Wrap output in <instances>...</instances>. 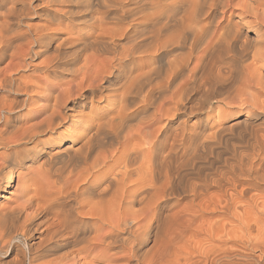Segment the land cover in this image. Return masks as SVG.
Returning <instances> with one entry per match:
<instances>
[{
	"label": "bare ground",
	"instance_id": "1",
	"mask_svg": "<svg viewBox=\"0 0 264 264\" xmlns=\"http://www.w3.org/2000/svg\"><path fill=\"white\" fill-rule=\"evenodd\" d=\"M3 1L11 4L8 14L16 15L21 0ZM59 1L77 10L57 4L47 15L75 22L76 35L55 37L46 25L38 27L23 56L50 54L39 65L21 63L43 73L28 79L33 90L58 92L50 111L43 116L45 109L37 110L41 119L24 127L8 117L20 105L0 98V184L5 178L10 187L20 167L39 163L43 169L21 182L15 204H0V254L19 247L14 241L19 232L25 238L34 234L39 218L46 221L47 235L34 245L39 254L26 242L2 264H33L52 252L61 253L53 264H77L74 256H80L79 264H203L205 259L199 263L183 254L186 247L180 249L185 236L178 237L185 230L193 235L224 231L232 216L247 240L253 228L263 233L264 122L256 127L249 122L264 121V0ZM5 20L0 60L22 36L10 35L13 28H3L9 24ZM57 73L72 78L51 82ZM11 77L2 80L3 88L11 86ZM19 85L30 92L27 84ZM104 92H113L105 97L107 111L71 120L70 141L60 145L57 128L68 120L66 111L76 109L81 98L93 102ZM213 102L228 107L219 112L228 119L203 116ZM233 129L248 133H239L240 146L229 147L232 157L224 152L222 164H214L210 155L231 141L226 132ZM243 202L255 215L251 219V209L244 210L250 213L247 220L237 212L245 208ZM208 214L219 216L209 220ZM189 236L186 242L192 241Z\"/></svg>",
	"mask_w": 264,
	"mask_h": 264
},
{
	"label": "rangeland",
	"instance_id": "2",
	"mask_svg": "<svg viewBox=\"0 0 264 264\" xmlns=\"http://www.w3.org/2000/svg\"><path fill=\"white\" fill-rule=\"evenodd\" d=\"M23 0H21L20 2L19 1H16V4H15V8H14V11H16V15H15V13H14V15H13V13L11 14V16H10V14H8V7L9 6H11V4H6V3H4V1L2 0H0V24H2L3 23V21L5 20V21H9L8 23L9 24H6V26H5V24H3L4 26H3V28H6L7 26H9L10 25V29H12V32H10V33H12V34H10V35H13V34H16V33H22V34H18V35H22L21 36V38L19 39V40H17L15 43H14V45L16 46V48H15V50L13 51V50H11V51H9L8 53H7V55L3 58V59H1L0 60V80H1V82L0 83H2V80L4 81V79L7 77V75H8V77L10 76V75H12V76H14V79H13V77H11V79L9 80V82H10V84H11V86H9L8 87V89H6V88H3L4 87V83H2V84H4V85H2V84H0V86L2 85V87H0V98H2L3 100L4 99H8V100H10V101H13L16 105H20V107L18 108V110H16V111H14V112H12V113H10L9 115H8V117H10V119L11 120H13V121H15L16 123H18V124H20V125H22V126H24V124H25V126L24 127H30V125L32 126L33 124H35L39 119H41V117H40V115H43V114H39L38 112H37V110H39V109H45V113H44V115L43 116H45V115H47L48 114V110H49V108H50V105H52V104H54V102H55V97L54 96H56L57 95V93L58 92H55V91H53V90H49V89H46V88H43V89H38V90H40V91H38L37 89H32L31 88V81L30 80H33L34 78H37V77H43L42 75H43V73H42V71L41 70H37V71H35V72H33L32 71V67H24V66H22L21 65V63L22 64H25V65H28V63L29 62H31V64H35V65H39L38 63H41L43 60H45L46 58H47V56H49V54L50 53H45V54H43V55H41L39 58H33V59H30L29 57H25V56H23L26 52H27V48H28V45H29V42H32L33 41V34H34V30H36L38 27H42V26H45L46 25V27H48L49 28V31H50V33H53L54 34V36L56 37H59L60 36V34H63V35H65V36H67V37H70L71 35H73V36H75L76 35V27H75V25H76V23L75 22H71L70 20H68V19H62V20H60V21H58V20H52V18L50 17V16H48L47 15V13L49 12V11H47L48 9H51V8H55V7H57V4H61L60 3V1L59 0H54V1H52L51 3H52V5L50 4H47V3H45V4H41V2H42V0H31V1H24V2H22ZM47 1H51V0H47ZM63 1H67V0H63ZM19 2V3H18ZM29 2V3H28ZM45 5V6H44ZM17 6V7H16ZM46 7V8H45ZM62 9H64V10H69V11H73V12H75L76 10H77V6H72V8L71 9H68V8H65V7H63L62 6V4H61V6H60ZM45 8V9H44ZM229 14V13H228ZM9 15V16H8ZM8 16V17H7ZM10 18V19H9ZM4 19V20H3ZM9 19V20H8ZM12 27V28H11ZM53 28V29H52ZM62 28V29H61ZM0 29H2V27L0 26ZM14 30V31H13ZM32 30V31H31ZM34 31V32H33ZM31 32H33V33H31ZM24 33V34H23ZM29 33H31V34H29ZM56 33V34H55ZM75 33V34H74ZM255 33L254 32H252L251 33V35H254ZM24 35H25V37H24ZM24 38V39H23ZM26 38H28V39H26ZM21 39H23L22 41H21ZM30 39V41L29 42H26V41H28ZM32 39V40H31ZM18 43V44H17ZM53 51V50H52ZM15 52V53H14ZM52 53V52H51ZM11 54V55H10ZM29 58V59H28ZM264 59V56H262V60ZM21 61V62H20ZM262 63H264V60L262 61ZM2 73V74H1ZM33 73V74H32ZM64 74V73H63ZM63 74H53V76L50 78V81L51 82H59V81H67V80H70L72 77L71 76H69V75H67V73L66 74H64L65 75V79L63 78ZM32 75H33V77H32ZM36 77H35V76ZM24 76V77H23ZM28 77V78H27ZM24 78V79H23ZM31 78V79H30ZM14 81H13V80ZM22 79H23V81H22ZM28 79H30V80H28ZM12 81V82H11ZM23 82V83H22ZM25 82V83H24ZM27 82V83H26ZM28 82H30V83H28ZM15 83H17L16 85H19V84H22V85H28V86H30V88H29V90H30V92H26V91H23V90H21L22 89V87H21V85H19L20 87H17L16 85H15ZM19 83V84H18ZM15 85V86H14ZM13 88V89H12ZM14 88L16 89L17 88V91L16 90H14ZM18 88H20V89H18ZM32 89V90H31ZM19 90V91H18ZM21 91V92H20ZM52 91V92H51ZM17 92V93H16ZM38 94H37V93ZM27 93V94H26ZM56 93V94H55ZM107 92H104L102 95H101V98H99L98 96L95 98V100H93V102H91L90 100H85L84 101V99L83 98H81L79 101H78V106H77V108L76 109H71V110H67L66 111V116L68 117V120H65L63 123H60L59 124V126H58V128H57V131H59V135L60 136H62L63 138H61L62 139V142H61V144L60 145H63V144H66V142L69 140V138L70 137H68V133H70V132H72L73 130L71 129V127H70V125L72 124V122H71V120L74 122V121H76L78 118H83L84 120H87V119H89V118H91V117H93L94 115H95V113H96V111H98L99 110V112H104V111H107L106 109L108 108L104 103H105V97H106V95L107 96H109V95H112L113 94V92H108L107 94H106ZM8 94V95H7ZM105 94V95H104ZM2 99H0V101L2 100ZM12 99V100H11ZM48 101H47V100ZM22 102V103H21ZM24 104H25V106H24ZM27 104V105H26ZM82 105H84V106H82ZM44 106V107H43ZM210 107H214L213 109L211 108V110H208L207 112H206V114H204L203 116H207V114H208V119L209 120H212V121H219V120H222V121H225V119H228V117L229 116H223L222 115V113H219V112H224V111H226L227 109H228V107H226L224 104H218L217 102H213L211 105H210ZM215 109V110H214ZM20 110V111H19ZM50 111V110H49ZM214 111V112H213ZM217 112V113H216ZM38 113V114H37ZM217 114V115H216ZM219 114H221V116L219 115ZM39 115V116H38ZM223 116V117H222ZM223 118V119H222ZM17 119V120H16ZM21 119V120H20ZM69 119H70V121H69ZM26 121V122H25ZM251 122H249V124L250 125H252V127H254V125H255V127H256V125H259V122L261 123V122H264L263 120H258V122H257V120L256 121H254V120H250ZM253 122V123H252ZM227 123V122H226ZM232 123V122H231ZM258 123V124H257ZM254 124V125H253ZM27 125V126H26ZM29 125V126H28ZM69 126V127H68ZM242 129H245V128H242ZM242 129H240L241 131L239 132V129H236V131H235V129H233L234 131H232V130H227V138H228V140H231V141H223V143H218L219 145H218V149H217V153L215 152L214 154H212V155H210V158H211V161L212 162H214V164H215V162H217L216 164L218 165V163H219V165H221L222 164V162H223V159L224 158H222V157H225L226 158V156L225 155H227V158H229V156H231L232 157V154L234 153V149H230L229 147L231 146V145H233V146H231V148H233L234 146L236 147V146H238L239 145V140L241 141L242 140V134L244 135L245 133L247 134L248 133V130L246 129V130H243L242 131ZM56 131V132H57ZM246 131V132H245ZM234 132V133H233ZM242 132V134L239 136V133H241ZM245 132V133H244ZM58 133V132H57ZM56 133V134H57ZM229 133V134H228ZM230 133H231V135H230ZM55 133L53 134V135H56ZM75 134V133H74ZM233 134V135H232ZM235 134H237V135H235ZM245 134V135H246ZM228 135H230V136H228ZM48 136V135H47ZM47 136H45V137H47ZM236 136V138H238V139H235L234 137ZM44 137V138H45ZM55 137V136H54ZM233 137V138H232ZM241 138V139H240ZM60 139V138H59ZM234 141V143H233V141ZM237 140V141H236ZM70 141V140H69ZM236 141V142H235ZM230 142V143H229ZM227 143V144H226ZM232 143V144H231ZM238 144V145H235V144ZM224 144V145H223ZM230 144V145H229ZM242 144V141L240 142V145ZM226 145H228V146H226ZM239 145V146H240ZM227 148H226V147ZM222 148H223V151H222ZM229 149V151H227V150ZM221 150V152H219ZM232 151V152H231ZM222 152H223V154H222ZM224 152H225V155H224ZM228 152V153H227ZM230 152V153H229ZM232 153V154H231ZM221 154V155H220ZM229 154H231V155H229ZM224 155V156H223ZM214 156L215 157H217V156H219V158H214ZM222 158V160H220ZM218 161H217V160ZM1 161H2V159H1ZM1 161H0V163H1ZM39 168V169H38ZM112 168L110 167V168H106L105 170H107V171H109V170H111ZM34 170H37V171H34ZM41 170H43V169H40V164L39 163H35V164H33L30 168H22V167H20L19 168V170H18V172L16 173V175H15V178H14V181L12 182V185L10 186V187H6V185H5V178H2V181H1V184H0V204H1V206H2V203H3V205L5 206V205H8L9 203L10 204H15V202L18 200V198H20L19 197V195L17 194V188L19 187V185H21L22 183L21 182H23V180L24 181H26V180H29V181H27V182H30V181H32L33 180V178L34 177H36L38 174H39V172L41 171ZM35 172V173H34ZM42 172V171H41ZM17 174H18V176H17ZM23 178V179H22ZM25 178V179H24ZM22 180V181H21ZM14 192V193H13ZM214 192V191H213ZM263 193V197H264V191L262 192H260L259 193V197L261 196V194ZM18 195V196H17ZM182 195H184V196H182ZM181 195V197H182V199L180 200V203H182V204H184L187 200H186V198H184L185 197V194H182ZM261 196V197H262ZM7 197H9V198H7ZM17 197V198H16ZM180 197V198H181ZM14 199H16V200H14ZM260 199H261V201L263 202L264 201V199L263 198H259V204L261 203V204H263L261 201H260ZM263 199V200H262ZM244 200V202L246 203V198H244L243 199ZM14 201V202H13ZM242 203L243 205H245V203ZM8 203V204H7ZM264 205V204H263ZM248 205H245V208L243 209H241V207L240 208H237V212H239L238 214L239 215H241L240 213H241V211H242V214H243V216L245 217H242V218H244V220H247L248 218L249 219H251L252 217H254L255 215H253L254 213H253V211H252V209H251V213L252 214H250L249 212V207L248 208H246ZM261 207H264V206H262V205H260V208ZM249 209V210H248ZM33 210V208L31 209V211ZM240 210V211H239ZM244 210H248L249 212V214L250 215H248V213L247 212H245ZM30 211V210H29ZM210 215V216H209ZM214 216V214H208L207 216H209V217H207V219L209 218V220H211L212 219V216ZM219 216L218 214H215V216ZM248 215V217H247V219H246V216ZM252 215V216H251ZM214 216V217H215ZM213 217V218H214ZM216 219H220V217L218 218H215L214 220H216ZM233 219V220H232ZM43 220H44V222H46L45 221V219H43V218H39L35 223H36V225H38L39 223H41L39 226H38V229L41 231H39L38 229H37V226H36V230L34 229V234L32 233V235L31 236H29V237H26L25 238V236L24 235H22V232H19L16 236L17 237H15V239H14V241H15V243L19 246V247H15L14 249H12V247L13 246H10V248H9V251L8 252H5V253H1L0 254V264H2L3 263V261L5 262L6 261V263H10L11 262V260H13V258L15 257L14 255H17V253H18V251H19V248L21 249V248H26L27 247V243H30V244H32V246L35 248L34 249V252H35V254H39L38 253V251H37V248L35 247V246H37V241H38V237H42V238H44L46 235H47V232H46V230H47V226H45V225H47V224H45L44 222H43ZM213 220V219H212ZM229 220V221H228ZM231 220V221H230ZM39 221H41V222H39ZM226 222V227H230V228H227V230H226V228L224 229V231H222L221 229H219L218 231H216L217 233H215V232H208V233H205V234H197V235H193L192 234V231H190L191 232V234H190V232H189V230L187 231V230H185L184 232H185V234H184V232H183V235H181L180 236V238L178 237V240L179 239H181V237H183V236H185V237H187V238H183L181 241H182V243H181V241L179 242V246H181L180 247V249L181 250H183V247L182 246H184V251H182L183 252V254L184 255H189V253H190V255L193 257V260H196V261H199V263H200V261H202L203 259H205V260H203V262L204 263H206V264H264V232L262 233V232H258V231H256L257 230V228L258 227H256V230L254 231V228L253 229H251V230H253V231H251L250 230V239L249 240H247L245 237H244V231L241 229H239L238 227L240 226L239 225V223H235V222H232V221H237V218L235 219V217H233L232 218V216H231V218H230V216L225 220ZM238 222V221H237ZM38 223V224H37ZM42 223H43V225H42ZM231 223H234V224H231ZM228 224V225H227ZM231 224V225H230ZM235 224H236V226L237 225H239L237 228H235L236 226H235ZM207 226V225H206ZM232 226H234V227H232ZM41 228V229H40ZM233 229V230H232ZM237 229V230H236ZM42 230H43V232H42ZM229 230H231V231H233V232H231V231H229ZM235 230V231H234ZM240 230V231H239ZM221 233H220V232ZM228 232V234H227V232ZM236 231H238V233L240 234V237H238L237 239H236V237L237 236H239L238 235V233L236 234ZM243 233H242V232ZM38 232V233H37ZM218 232H219V234H218ZM226 232V233H225ZM231 232V233H230ZM241 232V233H240ZM253 232H255L254 234H253ZM256 232H258V233H256ZM189 233V234H188ZM210 233V234H209ZM213 233V234H212ZM214 233L216 234L215 236H213L214 235ZM224 233H225V235H224ZM186 234H188V235H186ZM218 234V235H217ZM263 236H262V235ZM43 235V236H42ZM45 235V236H44ZM189 235H191L192 237H193V239H194V237H195V241L192 239V238H190V239H192V241L191 240H188V242L190 243V241H191V243L189 244L188 242H186L187 241V239H189ZM210 235V236H209ZM220 235H222V237L220 236ZM227 235V237H225ZM234 235V236H233ZM255 235V236H254ZM33 236V237H32ZM189 236V237H188ZM204 236H207V237H205V239H204ZM217 236V237H216ZM218 236H220L219 238H218ZM233 236V238H232V240H231V237ZM22 239H21V238ZM36 237H37V239H36ZM208 237H210L208 240H206ZM235 237V238H234ZM244 239H246V240H244ZM213 238H215V240L213 239ZM217 238V239H216ZM242 239V241H240L241 239ZM262 238H263V240H262ZM24 239H26V240H24ZM186 241H185V240ZM200 239V240H199ZM202 239V240H201ZM213 239V240H212ZM218 239H220V240H218ZM222 239L224 240V243H223V241H222ZM226 239L228 240V241H226ZM233 239H234V242H233ZM240 239V240H239ZM251 239H253V242H256V243H258L259 245H257V246H253V245H251ZM230 240H231V242H230ZM243 240H244V242H243ZM251 240V241H250ZM36 242V243H34V242ZM184 241V242H183ZM211 241V242H210ZM217 241H219V243L216 242ZM25 242V243H24ZM27 242V243H26ZM33 242V243H32ZM196 244H195V243ZM200 242H202L201 243V245H200V247H199V244H200ZM210 242V243H209ZM214 242L216 243V244H214ZM220 242H222L223 244H225L226 242V244H228V245H223L222 243H220ZM241 242V243H240ZM186 243L187 244H189L188 245V247H187V245H186ZM193 243V244H192ZM20 244V245H19ZM26 244V245H25ZM181 244V245H180ZM185 244V245H184ZM197 244H198V246H197ZM218 244V245H217ZM219 244H221V246H219ZM13 245V244H12ZM35 245V246H34ZM194 245H196V246H194ZM204 245V246H203ZM209 245H211V248H210V246ZM215 246V245H217L218 247H221V248H218V247H216V249H214L212 246ZM192 246V247H191ZM201 246H202V248H201ZM228 246H229V248H228ZM253 246V247H252ZM198 247L200 248V249H198ZM204 247H205V250L203 251V249H204ZM207 247V248H206ZM188 248V249H187ZM189 248H190V250H189ZM197 248V251L195 250ZM18 249V250H17ZM202 249V250H201ZM206 249H211L210 251L209 250H206ZM213 249L216 251H213ZM249 249V250H248ZM17 250V251H16ZM189 252H188V251ZM201 250V251H200ZM15 251V252H14ZM186 252V253H185ZM188 252V253H187ZM194 252H196L197 254H195V257L192 255ZM201 252V253H200ZM202 252L204 253H207L208 252V254H207V258H205V256H203L204 254H202ZM221 252V253H220ZM53 253H58V252H52L51 254H47L46 256H41L42 257V259H43V263L41 262L42 261V259H40L41 257H39L38 258V260H37V263H39V264H44V263H46V262H52V264H53V261H55L56 259H55V257L57 258V256L58 255H60L61 253H59V254H57V255H55V254H53ZM200 253V254H199ZM209 253H211L210 254V256H209ZM202 254V255H201ZM24 255V254H23ZM183 255V256H184ZM49 260H47L46 258ZM204 257V258H203ZM3 258V259H2ZM73 258H75L77 261H78V263L77 264H79V259H80V256H74ZM45 259L47 260V261H45ZM50 259H52V260H50ZM55 259V260H54ZM207 260V261H206ZM209 260H210V262H209ZM8 261V262H7ZM40 261V262H39ZM206 261V262H205ZM35 264H37L36 263V261L34 262ZM33 263V264H34ZM202 263V262H201ZM203 263V264H204ZM51 264V263H50ZM55 264V263H54Z\"/></svg>",
	"mask_w": 264,
	"mask_h": 264
}]
</instances>
